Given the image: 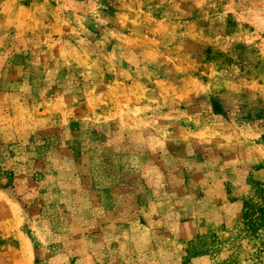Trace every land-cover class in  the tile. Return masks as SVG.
Instances as JSON below:
<instances>
[{"label":"rangeland","instance_id":"obj_1","mask_svg":"<svg viewBox=\"0 0 264 264\" xmlns=\"http://www.w3.org/2000/svg\"><path fill=\"white\" fill-rule=\"evenodd\" d=\"M0 264H264V0H0Z\"/></svg>","mask_w":264,"mask_h":264}]
</instances>
